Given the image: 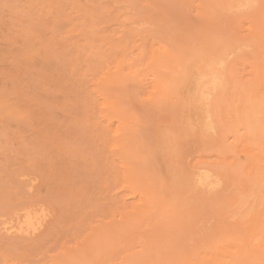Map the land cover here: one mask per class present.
<instances>
[{"label":"rangeland","instance_id":"374dc122","mask_svg":"<svg viewBox=\"0 0 264 264\" xmlns=\"http://www.w3.org/2000/svg\"><path fill=\"white\" fill-rule=\"evenodd\" d=\"M0 264H264V0H0Z\"/></svg>","mask_w":264,"mask_h":264}]
</instances>
